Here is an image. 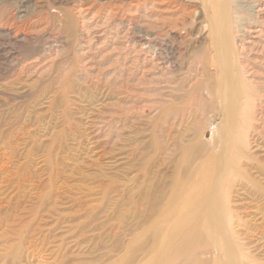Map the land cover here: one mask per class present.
I'll list each match as a JSON object with an SVG mask.
<instances>
[{"label": "rangeland", "instance_id": "1", "mask_svg": "<svg viewBox=\"0 0 264 264\" xmlns=\"http://www.w3.org/2000/svg\"><path fill=\"white\" fill-rule=\"evenodd\" d=\"M37 1L50 6L52 13L41 22L46 20L55 34L65 38L46 53L38 52L36 45L24 46L6 37L12 20L10 17L6 23L3 17L15 15L17 10L11 0H0V98L4 100L0 104V130L9 127L7 133L0 132V152L13 156L14 162L9 164L13 172L15 164L26 166L22 168L26 176L16 179L20 187L7 191L0 188V264H132L142 256L138 250L148 245L147 229L158 213H150L147 207L152 202H159L158 207L161 202L163 205L161 199L171 187L170 177L176 171L191 169L181 158L183 148H197L201 141L210 138L219 122L215 99L207 94L216 89L218 77L212 65L214 52L206 34L207 21L197 13L200 8L192 12V22L200 31L186 27L190 57L186 55L185 63L193 62L187 73H175L170 80L172 85L167 83L166 89L157 93L155 90L161 84L154 82L153 71H138L136 78L141 82H136L131 91L119 94L113 90L108 94L104 80L118 67L112 60L118 53L119 40L111 46V38L105 45L100 44L104 38L90 44L87 38L78 39L79 30L84 28L80 22L85 12L77 14V0ZM183 2L189 8L201 3ZM99 3H82L83 8L93 6L85 15V24H100L98 20L107 11L90 18ZM29 5L21 7V15L34 14L28 12ZM152 9V14L158 13ZM253 24L263 29L258 39L264 44V15ZM167 26L160 25L158 30H166ZM254 35L236 38L234 52L239 53V60L258 57L255 63L260 70L256 68L254 76L264 80V47L261 49L258 44L247 55L239 51V45H247L245 42ZM80 41L82 50L78 48ZM194 82L200 85L191 89ZM123 95L130 100L126 106H131V112L122 110L127 108L122 106ZM163 117H168L169 124H162ZM108 119L123 124L112 148L105 131ZM251 123L262 127L264 134V120ZM161 124L162 130L170 134L169 151L163 154L154 147ZM135 142L139 143L142 157L133 151ZM238 165L251 173L249 177L259 181L264 190L258 173H252L255 167L264 172L263 155H250L249 160L243 158ZM252 166L254 169L250 170ZM244 179L241 177L240 182ZM230 201L233 206L239 202L237 193L230 194ZM250 234L248 239L257 240L252 244H260L259 250H248L252 251L251 258L264 262V237L258 240L254 238L255 232ZM176 264L186 263L181 258Z\"/></svg>", "mask_w": 264, "mask_h": 264}, {"label": "bare ground", "instance_id": "2", "mask_svg": "<svg viewBox=\"0 0 264 264\" xmlns=\"http://www.w3.org/2000/svg\"><path fill=\"white\" fill-rule=\"evenodd\" d=\"M89 1L91 0H77L79 4L77 14L81 15L85 12L80 22L82 24L80 26L84 28H79L77 38L80 40L87 38L89 44L91 41L104 38L100 40L102 41L100 44L104 45V42L111 38V46L116 45L119 40L117 42L118 53L112 60L115 64L117 63L118 67L110 71V76H106L104 80L108 94L113 90L119 91V94L130 90L141 80L136 78L138 71H141L140 74L147 70L153 71L154 82L161 84V87L157 86L155 90L157 93L166 89L167 83L171 84L170 80L175 73L178 75L187 73L193 60L185 63L186 55L189 53L186 27L190 31L195 28L199 30L191 19V15L196 13L198 8L200 9L197 13L207 21V27L206 25L204 27L207 28L206 34L210 37L214 52L212 65L218 73L216 89L207 94L215 99L218 107L217 113L220 115L219 122L210 138L205 142L201 141L197 148L194 150L183 148L181 158L183 162L190 164L191 169L176 171L170 177L171 187L167 194L162 195L163 205L161 202L158 207L159 202L157 204L152 202L147 207L150 213L155 211L158 213L147 229L150 237L146 246L148 248H140L138 251L142 256L139 260L135 258L132 264H176L181 258L186 264H194V262L200 264L211 262L212 264H264L261 259L251 258L252 251H248L250 248L253 251L260 248V244H252L257 240L248 239L252 237L250 231L255 232V239L259 240L264 237V190L259 187V181H254L253 177H249L251 173L240 169L238 165L243 158L249 160L250 155L264 156L263 128L251 123V121L264 120V80L261 76L255 77L259 69L255 63L258 62V57L245 56L239 60V53L234 52L236 50L234 40L244 37L245 34L250 35V33L255 35L245 42L247 45L244 43L239 45V51H244L247 55L258 44L261 49L264 47L258 39L263 29L253 24L254 20L263 18V0H199L201 3L196 6L197 8L194 7L195 5L189 8L186 5L187 1L184 3V0H99L100 3L96 4L97 8L90 18L95 17L101 11L107 12L102 15V19L98 20L100 24L95 21L97 24L94 25L85 24L88 20L84 18L95 3L92 2L93 6L90 7H81L82 3ZM11 4L15 6L17 13H14L15 15H10V13L3 17L6 23L12 20L9 31L5 34L8 39H14L24 46L36 45V50L40 53H46L53 49V44L59 45L58 43L65 41V38L53 32V28H49V25L45 23L46 20L44 24L41 22L52 16L50 6L47 7L37 0L33 2L32 0H11ZM27 4H30L28 12L34 13L32 16H26V13L21 15L23 14L21 7ZM152 8L158 13L152 14ZM157 23L161 26L164 24L168 26L166 30L159 31L160 25L156 26ZM41 25H43L42 28H40ZM81 42L78 43V48L82 50ZM63 47L61 46V49ZM8 56L7 54L6 57ZM187 56L190 57L189 54ZM11 63L14 64V61ZM4 64H7V61ZM198 85H200L199 82L198 84L194 82L190 86L193 89ZM120 97L124 103L122 106L128 108L125 110L122 108V110H130L131 106H126L130 100L124 95ZM1 100L3 99L0 98L2 105ZM114 120H109L106 130L104 129L108 132L107 143L110 148L113 147L114 141L118 140L120 136L118 131L123 127V124L119 123L120 120ZM91 121L94 122V120ZM166 123L169 124L168 117H163L162 124ZM162 124L157 132L158 136L154 137V147L160 154L166 153L170 148L167 143L170 134L162 130ZM206 129L202 137H205ZM8 130L9 127L0 132L3 135ZM138 142H135L133 151L137 157H142L140 142ZM11 157H13L11 153L0 152V188H4L5 191L20 187L16 179L26 176L25 169L22 171V168H26L24 164H15L14 168H16L14 172L12 171L9 167V164L14 162L11 161ZM252 169H254L253 166L250 170ZM255 169L252 173H258L257 177L264 182V172L257 167ZM241 177L245 178V182H240ZM233 181L237 183L233 184ZM232 192L237 193L239 201L234 206L230 201Z\"/></svg>", "mask_w": 264, "mask_h": 264}]
</instances>
